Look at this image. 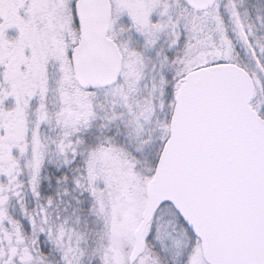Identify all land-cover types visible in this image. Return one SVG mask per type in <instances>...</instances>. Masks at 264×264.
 <instances>
[{
    "label": "snow or ice",
    "instance_id": "1",
    "mask_svg": "<svg viewBox=\"0 0 264 264\" xmlns=\"http://www.w3.org/2000/svg\"><path fill=\"white\" fill-rule=\"evenodd\" d=\"M0 264H264V0H0Z\"/></svg>",
    "mask_w": 264,
    "mask_h": 264
}]
</instances>
